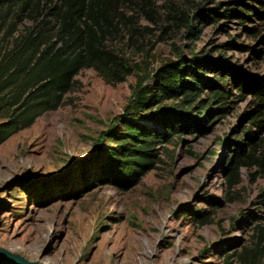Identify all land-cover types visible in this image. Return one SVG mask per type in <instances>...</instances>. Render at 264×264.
Here are the masks:
<instances>
[{
  "label": "rangeland",
  "instance_id": "374dc122",
  "mask_svg": "<svg viewBox=\"0 0 264 264\" xmlns=\"http://www.w3.org/2000/svg\"><path fill=\"white\" fill-rule=\"evenodd\" d=\"M244 5L260 10L254 0L124 4L107 45L128 60L132 75L112 85L92 69L82 71L62 106L0 145V247L39 264H262L264 248L254 254L258 227L264 229L257 203L264 174L243 169L232 190L226 177L236 144L247 143L250 133L260 142L264 130L251 125L255 96L238 92L228 72L226 91L237 97L229 110L213 105L207 123L191 118V130L156 144L162 162L136 186L126 189L103 176L130 120L126 108L139 86L153 88L167 64L197 55L218 67L205 74L209 85L221 68L251 85L264 81V23L252 12L250 20L226 16L246 15ZM34 25L0 13V55ZM204 89L206 99L211 89ZM177 105L167 100L158 108ZM135 121L147 131H165L161 123ZM259 153L264 157V142ZM204 217L210 222L201 225Z\"/></svg>",
  "mask_w": 264,
  "mask_h": 264
},
{
  "label": "trees",
  "instance_id": "16d2710c",
  "mask_svg": "<svg viewBox=\"0 0 264 264\" xmlns=\"http://www.w3.org/2000/svg\"><path fill=\"white\" fill-rule=\"evenodd\" d=\"M130 1L0 0L3 19L12 13L16 18L25 16L35 24L16 40L14 47L0 55V115L6 119L0 123V145L32 127L46 112L62 106L64 97L72 91L76 77L82 71L92 69L112 85L120 84L132 75L133 67L128 60L107 45L109 37L119 29V20L124 18L122 6ZM254 1L260 3V10L244 5L246 15L228 10L231 13L226 15L227 18L238 16L250 20L252 12L264 23V0ZM252 31L257 34L256 29ZM217 68L197 55L191 60L183 58L178 63L164 66L156 74L153 88L138 87L135 99L126 108V115L131 117L124 123L119 145L109 153L104 164L103 176L107 182L126 189L136 186L155 168L157 161L162 162L156 144L168 142L173 136L180 137L195 126V121L207 123L214 112L211 110L213 105L219 106L217 110H229L237 99H230L233 94L226 91L229 76L234 78L238 92L248 91L255 96L257 102L251 113V125L259 131L264 130V81H255L251 85L234 70L221 68L215 75L214 84L209 85L205 74ZM225 72L229 76L224 75ZM205 86L211 92L203 99ZM167 100L177 101L178 105L171 110L158 108ZM137 119L161 123L165 131H147L135 121ZM261 142L264 139L256 143L250 133L247 143L236 144L227 168L229 189L241 184L243 169L258 168L264 174V157L258 156ZM257 203L264 211V190ZM209 222V217L200 221L201 225ZM258 228L254 257L264 248V229ZM249 253L250 250L245 248L240 255L245 263ZM262 260L264 264V257ZM226 264L231 263L227 261Z\"/></svg>",
  "mask_w": 264,
  "mask_h": 264
},
{
  "label": "water",
  "instance_id": "95a60500",
  "mask_svg": "<svg viewBox=\"0 0 264 264\" xmlns=\"http://www.w3.org/2000/svg\"><path fill=\"white\" fill-rule=\"evenodd\" d=\"M0 264H39L31 262L19 254H14L0 247Z\"/></svg>",
  "mask_w": 264,
  "mask_h": 264
}]
</instances>
